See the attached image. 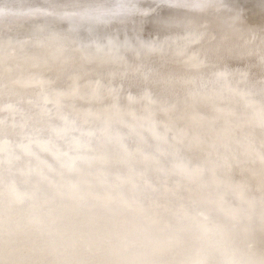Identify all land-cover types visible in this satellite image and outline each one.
<instances>
[{"label": "snow or ice", "instance_id": "6c2138e0", "mask_svg": "<svg viewBox=\"0 0 264 264\" xmlns=\"http://www.w3.org/2000/svg\"><path fill=\"white\" fill-rule=\"evenodd\" d=\"M0 264H264V25L0 0Z\"/></svg>", "mask_w": 264, "mask_h": 264}, {"label": "bare ground", "instance_id": "6f19581e", "mask_svg": "<svg viewBox=\"0 0 264 264\" xmlns=\"http://www.w3.org/2000/svg\"><path fill=\"white\" fill-rule=\"evenodd\" d=\"M227 2L243 12L245 21L250 27L259 28L264 25V0H227Z\"/></svg>", "mask_w": 264, "mask_h": 264}]
</instances>
